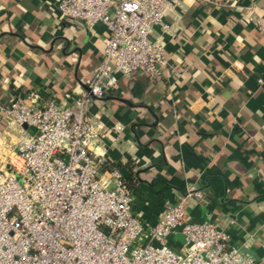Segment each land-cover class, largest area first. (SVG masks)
Listing matches in <instances>:
<instances>
[{"label": "crops", "instance_id": "obj_1", "mask_svg": "<svg viewBox=\"0 0 264 264\" xmlns=\"http://www.w3.org/2000/svg\"><path fill=\"white\" fill-rule=\"evenodd\" d=\"M262 15L264 0H178L153 35L179 76L119 75L90 107L104 124L101 177L118 171L143 223L187 189L202 190L185 201L189 219L215 222L253 264H264ZM105 32L61 19L57 0H0V147L19 140L1 107L13 95L65 104L84 91ZM181 242L179 233L168 238L173 248Z\"/></svg>", "mask_w": 264, "mask_h": 264}, {"label": "built area", "instance_id": "obj_2", "mask_svg": "<svg viewBox=\"0 0 264 264\" xmlns=\"http://www.w3.org/2000/svg\"><path fill=\"white\" fill-rule=\"evenodd\" d=\"M177 2L57 0L61 19L89 29L104 25L103 49L86 89L67 103L13 95L1 107L19 140L0 147V264L254 263L215 222L189 219L185 201L202 199V190L187 189L147 225L133 213L118 171L111 170L109 180L100 174L95 147L104 124L90 114L93 98L109 92L119 75L141 72L153 82L179 76L153 35ZM255 25L264 35V15ZM177 233L182 242L173 248L168 238Z\"/></svg>", "mask_w": 264, "mask_h": 264}, {"label": "rangeland", "instance_id": "obj_3", "mask_svg": "<svg viewBox=\"0 0 264 264\" xmlns=\"http://www.w3.org/2000/svg\"><path fill=\"white\" fill-rule=\"evenodd\" d=\"M9 132H10V131H9ZM15 136H17V135H15ZM14 139H15V137H13V141H15ZM0 157H1V153H0ZM2 163H3V162L0 161V168H1V169H4V168H2Z\"/></svg>", "mask_w": 264, "mask_h": 264}, {"label": "water", "instance_id": "obj_4", "mask_svg": "<svg viewBox=\"0 0 264 264\" xmlns=\"http://www.w3.org/2000/svg\"><path fill=\"white\" fill-rule=\"evenodd\" d=\"M25 126V125H24Z\"/></svg>", "mask_w": 264, "mask_h": 264}]
</instances>
